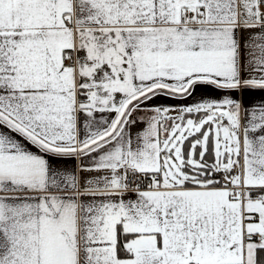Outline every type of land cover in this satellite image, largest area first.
<instances>
[{"label": "snow or ice", "instance_id": "6c2138e0", "mask_svg": "<svg viewBox=\"0 0 264 264\" xmlns=\"http://www.w3.org/2000/svg\"><path fill=\"white\" fill-rule=\"evenodd\" d=\"M0 264H264V0H0Z\"/></svg>", "mask_w": 264, "mask_h": 264}]
</instances>
